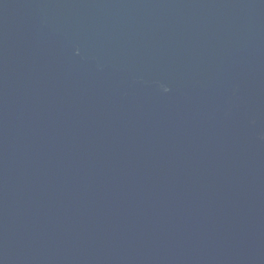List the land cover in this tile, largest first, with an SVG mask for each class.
I'll return each instance as SVG.
<instances>
[{
  "label": "water",
  "instance_id": "95a60500",
  "mask_svg": "<svg viewBox=\"0 0 264 264\" xmlns=\"http://www.w3.org/2000/svg\"><path fill=\"white\" fill-rule=\"evenodd\" d=\"M0 264H264V0H0Z\"/></svg>",
  "mask_w": 264,
  "mask_h": 264
}]
</instances>
